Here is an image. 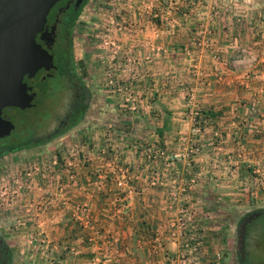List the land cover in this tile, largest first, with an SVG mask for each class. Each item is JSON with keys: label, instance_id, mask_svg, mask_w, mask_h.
I'll return each mask as SVG.
<instances>
[{"label": "crops", "instance_id": "1", "mask_svg": "<svg viewBox=\"0 0 264 264\" xmlns=\"http://www.w3.org/2000/svg\"><path fill=\"white\" fill-rule=\"evenodd\" d=\"M144 4L153 11L160 5L159 0H134L135 6ZM142 21L135 18L136 30L130 33L136 46L145 38L149 41V67L136 87L138 93L149 95L151 126L164 129L161 135L153 128L151 140L162 142L174 158L175 140L191 127L186 109L191 95L189 109L195 106L208 120L206 139L216 128L223 134V151L232 152L233 123L247 120L254 129L241 130L240 135L252 145L248 158H259L264 152V0H202L193 15L170 17L164 23L149 21V29L140 35L137 28ZM200 24L212 34H205ZM255 25L259 35L255 34ZM253 109L260 115L253 116ZM126 158L121 154L119 164L124 165ZM200 161L191 168L179 163L177 170L183 182L194 181V190L182 200L201 201L204 178L209 186L220 181L212 176L222 172L212 171L208 157L202 156ZM109 164L102 159L78 166L76 180L67 193L72 209L87 202L93 229L99 235H94L92 228H84L71 210L46 209L36 223L48 247L45 254L36 251L34 245L33 249L28 247L37 254L34 264H176L169 262L175 247L161 246L158 241L164 235L155 233L170 216L164 208L169 201L170 182L152 186V169L148 182L143 167L135 166L130 180L133 193L128 195L109 180L113 172ZM100 172L106 177L99 178ZM20 230L22 236L32 233L27 222Z\"/></svg>", "mask_w": 264, "mask_h": 264}, {"label": "built area", "instance_id": "2", "mask_svg": "<svg viewBox=\"0 0 264 264\" xmlns=\"http://www.w3.org/2000/svg\"><path fill=\"white\" fill-rule=\"evenodd\" d=\"M201 1L165 0V3H162L159 0V9L153 11L149 4H144L141 7L135 6L134 0H109L108 7L104 11L105 23L100 24L101 48L104 51L100 59L104 61V66L106 64L104 77L113 87V91L123 99L125 108L130 114L145 115L149 109V95L144 96L138 93L136 87L138 80L148 74L149 41L145 38L146 40L139 46H136V42L132 41L130 32L136 30L134 29L136 27L135 18L143 19L137 28L139 34L142 35L146 29H149V21L164 23L170 17L187 18L195 13ZM199 27L203 26L200 24ZM253 29H255V34L259 35L257 25L253 26ZM203 30L208 36L213 32L208 27L206 29L203 27ZM241 52L243 51L241 50ZM192 101L193 97L190 95L186 106L191 124L190 130L175 140L179 147L177 158L184 165L190 166L191 164H201L200 158L207 156L212 171L222 172L216 178L230 184L233 189L246 193V196L250 195L256 199L259 191L264 192V152L260 153L259 158H248V151H251L252 145L250 142L243 141L240 135L241 130H253L254 126L247 120L233 123L230 141L234 146V151L224 152L222 150L224 138L221 131L214 128L209 139L204 137L209 123L198 108L193 106V109H189ZM252 113L253 116L260 115L255 109L252 110ZM261 115L264 119V113ZM120 135L106 130L101 137L102 145L95 146L93 143H88L86 148L76 145L70 149L67 147L64 151L52 152L48 157L37 156L33 161L24 163L20 172L17 175L14 174L11 181L5 184L6 186L0 193L2 198L0 207H3L0 209L5 211L7 218L9 217L15 222L13 225L15 229H23L24 223L27 222L32 231L27 242L30 245L33 244L36 251L45 254L48 247V242L42 232L37 231L38 224L36 223L46 209L61 212L71 210L84 228L93 229L87 202H82L72 209L67 194L68 187L76 180L75 169L78 166L91 164L94 160H109V165H112L113 169L109 180L112 181L114 187L124 190L128 195L133 193L130 180L133 179L131 172L135 166L143 167L145 176H148V182L149 169H152L150 183L152 186L162 185L163 182L169 181L170 189L181 197L194 190V181L192 180L188 184L183 182L174 162L169 159L166 151L160 148L158 140H155V143L149 147V139L146 137L138 141L124 134ZM123 141L127 144L123 145ZM261 144L264 147V136L261 139ZM121 154L127 156L124 165L119 164ZM137 159L140 161L139 164ZM160 161H163L164 165L160 170L161 173L157 172L156 165ZM242 168H244L245 174H241ZM100 177L105 178V173L100 172ZM161 178L162 180H160ZM177 201L181 204L185 203V207L181 208L182 222L189 221L192 217L191 206L199 205L200 201L182 200L181 198H178ZM184 226L183 224L182 227L184 228ZM93 233L99 235L95 229H93ZM199 237L197 231L180 232L182 250L179 260L182 264H200L197 260L202 255L203 249L199 242H195ZM190 254L195 256L190 263H186L185 260ZM94 262H97L96 259Z\"/></svg>", "mask_w": 264, "mask_h": 264}, {"label": "rangeland", "instance_id": "3", "mask_svg": "<svg viewBox=\"0 0 264 264\" xmlns=\"http://www.w3.org/2000/svg\"><path fill=\"white\" fill-rule=\"evenodd\" d=\"M108 2L109 0H89L82 17L81 23L89 26L95 36L89 42L91 57L89 60L86 58L87 62L84 61L87 65L88 75L91 76L92 101L83 120L74 129L63 135L51 141L42 142V146L20 153L14 158H9L5 169L0 172V193L3 187L6 186L5 184L11 181L14 174L17 175L20 172L23 164L27 161H33L37 156L48 157L52 152L64 151L67 147L70 149L76 145L84 148L88 143H93L95 146L102 145L101 137L106 130L117 135L124 134L138 141L146 137L149 139V147L155 143V140L150 138L151 130L153 128L160 130L161 128L152 127L149 122V115L153 112L152 109H148L145 115L130 114L125 108L123 99L113 91V87L108 84L107 78L104 77L106 64L104 66V61L100 59L104 54L101 48L100 24L105 23L104 11L108 7ZM53 105L54 100L48 99L45 109L39 114V117H42L45 122V127L38 131L41 138H44L57 125V122L51 117L50 108H53ZM156 112L154 111V113ZM25 119L26 121L29 119L28 114H25ZM158 142L160 148L166 151L169 159L174 162L178 169L179 163L182 162L177 158V154L172 158L167 147L159 140ZM126 144L123 141V145ZM174 145L176 152L179 148L178 143L175 142ZM223 146L224 143L222 150ZM208 161L211 167L210 160L208 159ZM137 162L140 163L138 159ZM156 165L158 169L164 167L163 161ZM182 165L184 164L182 163ZM197 165L198 163L184 166L191 168ZM241 174H245L244 168L241 169ZM212 177L216 178L217 176ZM204 179V183H206L207 178ZM204 183L202 198L200 197L202 200L199 205L191 206L192 217L190 216L189 221L182 222L181 220L182 206L181 202L177 201L181 196L172 189L169 190L167 194L169 201L164 208L167 213H170V216L155 231L156 234L159 232L164 235L163 238H159L158 242L161 246H174L175 255L169 262L175 261L176 264H182L179 260L180 251L182 250L179 234L187 230L197 231L200 237L195 242H199L203 249L202 255L197 260L200 264H240V257L236 249L238 224L247 213L264 209V192L259 191L257 198L254 199L250 195H247V197L244 192L233 189L230 184L224 183L221 179L218 183L215 182L210 186ZM182 223L185 225L184 228ZM14 224L15 222L12 219L6 217L5 211L0 209V236L9 247L12 264H34L37 260V254L31 252L33 244H28L27 232L22 236L24 232L15 229ZM25 250L30 251V254H25ZM194 256L190 254L185 262L190 263ZM244 264H264V212L247 225Z\"/></svg>", "mask_w": 264, "mask_h": 264}, {"label": "flooded vegetation", "instance_id": "4", "mask_svg": "<svg viewBox=\"0 0 264 264\" xmlns=\"http://www.w3.org/2000/svg\"><path fill=\"white\" fill-rule=\"evenodd\" d=\"M88 1L59 0L36 34L35 44L42 52V62L34 73L23 77L27 88L25 106H6L0 111V172L9 158L74 129L89 109L91 76L84 61L91 57L89 42L95 36L89 26L81 23ZM48 99L54 100L50 112L57 125L41 138L38 131L45 127V122L39 114ZM25 114L29 115L27 121ZM262 212L264 209L259 215ZM0 264H12L11 252L1 236Z\"/></svg>", "mask_w": 264, "mask_h": 264}, {"label": "water", "instance_id": "5", "mask_svg": "<svg viewBox=\"0 0 264 264\" xmlns=\"http://www.w3.org/2000/svg\"><path fill=\"white\" fill-rule=\"evenodd\" d=\"M58 1L0 0V111L6 106H25L27 88L23 77L34 73L42 62L35 37ZM261 211L247 213L238 224L236 249L241 263L245 258L247 225Z\"/></svg>", "mask_w": 264, "mask_h": 264}, {"label": "trees", "instance_id": "6", "mask_svg": "<svg viewBox=\"0 0 264 264\" xmlns=\"http://www.w3.org/2000/svg\"><path fill=\"white\" fill-rule=\"evenodd\" d=\"M158 132L162 135L163 132H164V129H161V130H159ZM240 264H243V263L240 262Z\"/></svg>", "mask_w": 264, "mask_h": 264}]
</instances>
